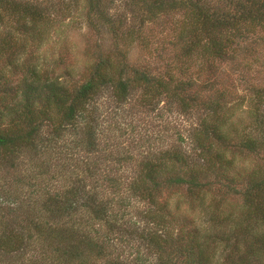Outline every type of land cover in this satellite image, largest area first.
<instances>
[{
	"label": "rangeland",
	"instance_id": "1",
	"mask_svg": "<svg viewBox=\"0 0 264 264\" xmlns=\"http://www.w3.org/2000/svg\"><path fill=\"white\" fill-rule=\"evenodd\" d=\"M32 1L42 6L43 16L37 18L33 25L26 24L27 29L20 28L17 20L0 10V42L8 40L11 46L14 45L7 52L13 53L11 63L8 62L9 66L6 64L4 52L0 67L13 82L20 76L18 73L11 77L15 72L13 67L17 71L33 66L42 81L44 78H55L71 90L88 78L99 58L116 65L121 62L122 55L115 53L118 50L129 65L148 69L170 87L180 81L193 83L192 93L198 92L197 100L200 102V105L192 108L185 107L169 97L166 100L165 95L144 92L137 84H132L128 98L123 101L112 85L98 89L87 105L88 115L96 117L98 124L97 152L84 159L82 153L73 151L68 153L67 158L72 163L71 174L76 175L77 181H82L85 191L95 192L102 199L113 198L114 203H118L109 208V211L113 210L110 222L116 225L118 220L114 215L121 213L123 220L119 232L108 234L110 248L106 257L95 259L85 253L83 257L65 263L82 264L83 261L85 264H106L107 261L110 264H154L153 250L146 239L153 237L152 233L156 230L147 225L146 212L155 210L167 221L173 219L167 227L173 237L180 226L185 232L199 231L200 237L205 239L202 241L207 248L210 264L237 263L240 259L246 264H255L252 258L254 254L251 255L245 245L240 244L239 251L232 248V240H236V237L232 238L229 230L242 224L248 217V210L243 206V198L232 193L229 187L242 194L249 178L256 181L264 178V149L249 153L237 145L240 137L236 139L245 132L252 133L257 139L264 135V126L257 122L264 118V90H259L264 88V30L257 29L248 43L237 45L232 60L207 61L198 51L192 57L181 54L191 29L190 25L184 23L182 14L159 15L154 20L141 21L144 8L129 0H113V7L104 8L106 14L100 18L97 12H89L86 0ZM108 18L113 19L115 25L121 18L124 19V27H120L115 35L107 25ZM113 69H106V77ZM220 93L223 105L220 111L217 110L220 119H223L220 120V132L231 138V144L221 150L212 141L207 155L215 161L213 156L218 154L219 160H223L220 165V172L224 174L222 182L208 190L202 189L192 200L186 196L183 188L163 191L151 207L148 200H142L136 190L130 189V184L138 182L146 162H158L165 150L191 154L192 157L196 155L194 159H199L191 136L201 137L202 121L209 122L211 112L205 104ZM158 99L162 102H158ZM38 107L36 114L43 112V108ZM258 115L259 119L255 120ZM46 133L44 131L43 137L48 136ZM75 139L72 132H66L59 144L71 146ZM64 149L61 148L60 152ZM8 157L7 153H0V162L8 161ZM82 160L100 165L99 174L88 179L80 169L84 168L80 167ZM6 170L10 171L6 167L0 170V188L7 190L9 195L24 198L29 190L14 183L13 174L8 173L10 179L6 178L8 174L2 172ZM20 172L23 175L26 173L24 167L20 168ZM108 179L115 180L118 191L116 186L112 189L108 187ZM16 186L19 189H15ZM19 202L18 206L24 205ZM81 202L79 200L78 207ZM25 206V213H30L31 204ZM83 213L84 210H79L73 220H88L89 214L83 216ZM83 224L90 233L96 229L91 222ZM148 228H152L153 232ZM99 229L107 232L104 227ZM63 230L67 233L65 227ZM71 230L68 226V232ZM37 249L23 254L24 261L27 262L30 256L38 257ZM257 255L263 257L262 252H257Z\"/></svg>",
	"mask_w": 264,
	"mask_h": 264
},
{
	"label": "trees",
	"instance_id": "2",
	"mask_svg": "<svg viewBox=\"0 0 264 264\" xmlns=\"http://www.w3.org/2000/svg\"><path fill=\"white\" fill-rule=\"evenodd\" d=\"M129 1L144 8L141 21L154 20L159 15L182 14L184 23L191 27L182 48L181 54L185 57H192L198 51L207 61L232 60L237 45L248 43L257 29L264 30V0ZM86 2L89 12H97L100 18L106 14L104 8L113 7V0ZM0 10L6 11L8 16L17 20L18 26L23 29H27L26 24L33 25L37 18L43 16L42 6L32 0H0ZM123 21L121 18L115 25L113 19L108 18L106 22L111 33L115 35L123 26ZM10 44L8 40L0 42V61L5 52L7 65L8 62L11 63L13 56V53L7 54L14 46ZM115 53L122 55L121 62L116 65L99 58L88 78L71 90L55 78H44L42 81L33 66L17 71L13 67L15 72L11 77L18 73L20 75L14 82L5 76L3 67H0V153L10 156L8 161L1 160L0 170L4 167L9 169V172H2L13 174V182L20 188L29 190L22 198L21 195H9L7 190L0 188V264H21V261L23 264H66L74 258L83 257L85 253L91 254L95 259L108 254V234L119 232L118 228L123 220L121 213L114 215L118 220L116 225L110 222L113 210L109 211V208L118 203H114L113 198L102 199L95 192L85 191L82 181H77L76 175L71 174L72 163L67 158L68 153L73 151L82 153L84 159L97 152L98 124L96 117L88 115L87 105L94 99L100 87L114 86L122 101L128 98L132 84H137L144 92L165 95L166 100L169 97L185 107L200 105L197 100L198 92L192 93L193 83L180 81L170 87L166 82L158 80L148 69L129 65L121 51L117 50ZM110 67L114 69L106 77V69ZM220 99L221 93L205 104L207 109H211L210 120L202 121L199 139L195 135L191 136L195 154L199 155L197 161L194 159L196 155L192 157L191 154L165 150L159 156L158 162H146L138 182L130 184V189L136 190L142 200H148L151 207L156 204V199L163 191L183 188L186 196L192 200L202 189L208 190L214 184L222 182L224 174L220 172V165L223 160H219L218 154L213 156L215 161L207 155L212 141L221 150L231 144V138L220 132L222 123L217 112L223 107ZM157 101L162 102L160 99ZM39 105L43 108L40 118V114H36ZM259 117L260 115L256 116L255 120ZM257 122L264 126L263 117ZM217 123L220 125L217 126ZM44 131H47V137H43ZM66 132H72L76 136L71 146L59 144ZM237 138V145L249 153L264 149V135L257 139L252 133L245 132ZM232 145L237 146L233 143ZM61 148H65L63 152H60ZM23 167L25 176L20 172ZM80 167H84L80 169L90 180L99 174L101 168L93 161L83 160ZM198 167H201L200 170ZM5 176L10 179L9 174ZM106 181L109 188H115V180ZM245 184L242 194L234 187H229L232 193L243 198V206L248 210V217L242 224L229 230L231 237H236V240H232V248L239 251L240 244L245 245L251 255L254 254L252 258L256 261L255 264H264V178L259 181L249 178ZM15 189L19 188L16 186ZM116 189L118 191L119 187L116 186ZM20 200L22 201L19 202ZM79 200L82 202L78 207ZM4 202L6 205L3 206ZM18 202L24 205L18 206ZM30 204V213L27 214L25 205ZM79 210H84L83 216L89 214V219L74 221L73 216ZM146 215L147 225L156 230L153 232L152 228H148L153 232V237L146 239L147 245L153 250L154 264H210L207 248L202 241L204 238L200 237L199 231L185 232L180 226L173 237L167 228L173 219L167 221L155 210L146 212ZM81 220L83 223L91 222L96 229L90 233ZM73 222L76 225H68ZM68 226L73 231L68 232ZM100 227H104L107 232L100 231ZM35 249L38 257L30 256L25 262L22 255ZM257 252H262L263 257H258ZM106 264L110 263L106 261ZM230 264L246 262L240 259L239 262Z\"/></svg>",
	"mask_w": 264,
	"mask_h": 264
}]
</instances>
